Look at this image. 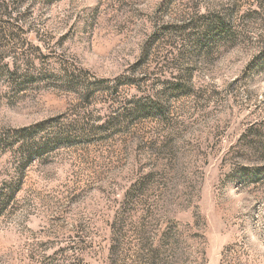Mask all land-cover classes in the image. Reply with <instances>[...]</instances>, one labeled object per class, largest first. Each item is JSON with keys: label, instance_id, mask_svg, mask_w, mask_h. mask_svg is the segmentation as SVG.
Returning a JSON list of instances; mask_svg holds the SVG:
<instances>
[{"label": "rangeland", "instance_id": "374dc122", "mask_svg": "<svg viewBox=\"0 0 264 264\" xmlns=\"http://www.w3.org/2000/svg\"><path fill=\"white\" fill-rule=\"evenodd\" d=\"M0 264H264V0H0Z\"/></svg>", "mask_w": 264, "mask_h": 264}, {"label": "trees", "instance_id": "16d2710c", "mask_svg": "<svg viewBox=\"0 0 264 264\" xmlns=\"http://www.w3.org/2000/svg\"><path fill=\"white\" fill-rule=\"evenodd\" d=\"M219 31H221L220 32L221 34H229V32H230V25H228V24L221 25Z\"/></svg>", "mask_w": 264, "mask_h": 264}]
</instances>
